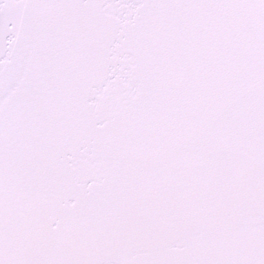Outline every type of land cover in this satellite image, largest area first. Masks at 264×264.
Here are the masks:
<instances>
[{
    "label": "snow or ice",
    "instance_id": "obj_1",
    "mask_svg": "<svg viewBox=\"0 0 264 264\" xmlns=\"http://www.w3.org/2000/svg\"><path fill=\"white\" fill-rule=\"evenodd\" d=\"M0 264H264V0H0Z\"/></svg>",
    "mask_w": 264,
    "mask_h": 264
}]
</instances>
